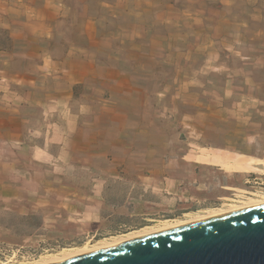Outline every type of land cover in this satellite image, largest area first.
Listing matches in <instances>:
<instances>
[{"label":"crops","instance_id":"0c3cea01","mask_svg":"<svg viewBox=\"0 0 264 264\" xmlns=\"http://www.w3.org/2000/svg\"><path fill=\"white\" fill-rule=\"evenodd\" d=\"M263 125L264 0H0V211L36 221L21 247L116 237L160 212L148 190L176 202L188 181L213 209L219 165L156 145L187 131L264 158ZM138 147L152 168L119 172Z\"/></svg>","mask_w":264,"mask_h":264},{"label":"rangeland","instance_id":"374dc122","mask_svg":"<svg viewBox=\"0 0 264 264\" xmlns=\"http://www.w3.org/2000/svg\"><path fill=\"white\" fill-rule=\"evenodd\" d=\"M179 120V117H177L176 120L171 117L170 124L173 123L174 125H176V128L178 126L177 130L180 131L181 126L178 122ZM165 126L166 125L162 124V127ZM170 128L171 126H169L168 129ZM261 130H263L264 133V125L261 127ZM262 136L263 137L261 138V141L263 142L261 143L262 145H264V134ZM178 138L180 139V141L178 140ZM193 140L194 138L191 136V134L187 133V131H184L180 135V137L175 134L169 135V145H156V149L158 148V151L160 150L162 153H164V155H168V157L172 155L179 156L183 154H188L189 158H195L220 166H214L213 170L217 172L214 173L213 176L211 175L210 177H208L209 186L207 193L209 194V196L212 197L210 198L214 206L212 208L226 207L227 203L229 204L232 202L231 198L226 199V197H233L234 199L239 200L242 198H254L258 197L260 194H264V184H262L264 183V172H247L245 170L240 171L232 167V165L245 161L247 163L253 164L256 167L261 168L262 166L260 164L264 162V158H255L243 154L224 153L222 151L214 149L203 148V145H190ZM253 152L264 154V151L262 150ZM147 153L148 151H143V149L140 147L132 150V152H130L129 159H127V161L121 164V167H118V171H122L123 173H129L135 170L137 171L142 166L147 169L152 168L151 165L147 164V158L151 155L150 153ZM100 169L101 167H98V165H94L87 170L78 166H73V168H71V171L74 174L84 175L88 173L94 174L100 172ZM120 169L122 170L120 171ZM183 185L187 188L188 191L187 193H185L184 197L180 196L181 200L178 199L176 200V202L174 201L173 195V189L175 187L174 185H171V187L169 188V193H167L166 191L162 193H157L148 190L149 192L147 193L145 200H149L150 202H157V204H160L161 210L158 209L160 212H154L155 210H157L154 208H146V210L152 211L151 214H148L146 216L149 219L145 221L136 219L138 227L134 229H127L123 233L127 234V232L145 227H158L160 225L165 224L166 222H173L175 220L190 218V216L192 217L194 215L204 214L206 211L202 213L200 212L207 209H211L204 208L203 206L205 205L199 207L200 204L194 203V199L191 198L192 181L184 182ZM124 190V187L122 188L121 186H117L115 192L116 194L120 195ZM218 195H221L222 197L216 198V196ZM139 204L143 205V203L141 204L137 202V205ZM157 207L158 206H156V208ZM0 224L9 227V230H4L3 235H1L0 237V264H28L38 261L49 255H56L63 250H73L77 247L85 245V243L82 242L71 246L39 245L37 246V248L36 246H34L33 248L32 246L23 245L21 247L18 245L23 244L20 240L21 236L28 232L32 224H36V221L34 220V223L32 221L26 222L22 217L16 215L14 212H10L8 210H1ZM123 233L116 235V237L122 236ZM112 237L114 238V236ZM112 237H108V239L93 238L92 240L86 242V244L95 245L100 243V240L106 241L109 240V238L112 239Z\"/></svg>","mask_w":264,"mask_h":264},{"label":"water","instance_id":"95a60500","mask_svg":"<svg viewBox=\"0 0 264 264\" xmlns=\"http://www.w3.org/2000/svg\"><path fill=\"white\" fill-rule=\"evenodd\" d=\"M46 264H264V203Z\"/></svg>","mask_w":264,"mask_h":264},{"label":"bare ground","instance_id":"6f19581e","mask_svg":"<svg viewBox=\"0 0 264 264\" xmlns=\"http://www.w3.org/2000/svg\"><path fill=\"white\" fill-rule=\"evenodd\" d=\"M238 167L245 169L246 171H262L264 172V168H260V167H256L253 164L247 163V162H240L236 164ZM256 196V195H255ZM231 203H227L226 207H222V208H213L210 209L208 211H206L204 214H199V215H194V216H190V218L187 219H181V220H175L173 222H166L163 225H160L158 227H149V228H144V229H140V230H135V231H131L127 234H123L120 237H114L112 239L109 238V240L106 241H101L98 244L95 245H88L85 244L83 246L77 247L73 250H63L60 253L56 254V255H49L45 258H42L38 261L32 262V263H28V264H46V263H50V262H55V261H59V260H64L97 248H101V247H105V246H110L119 242H122L124 240L133 238V237H137L140 235H144V234H149L152 232H157L160 230H164L167 228H171L186 222H190V221H194V220H199V219H204L207 217H211L220 213H224V212H228V211H232V210H236V209H240V208H244V207H248V206H252V205H256V204H260V203H264V194H260L258 197H251V198H246V199H239L236 200L234 198L231 199Z\"/></svg>","mask_w":264,"mask_h":264},{"label":"flooded vegetation","instance_id":"af4514ba","mask_svg":"<svg viewBox=\"0 0 264 264\" xmlns=\"http://www.w3.org/2000/svg\"><path fill=\"white\" fill-rule=\"evenodd\" d=\"M262 184H264V183H262Z\"/></svg>","mask_w":264,"mask_h":264}]
</instances>
